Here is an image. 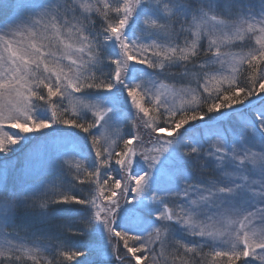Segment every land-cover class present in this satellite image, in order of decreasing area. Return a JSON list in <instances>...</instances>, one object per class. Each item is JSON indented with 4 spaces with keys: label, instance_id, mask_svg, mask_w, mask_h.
I'll list each match as a JSON object with an SVG mask.
<instances>
[{
    "label": "snow or ice",
    "instance_id": "obj_1",
    "mask_svg": "<svg viewBox=\"0 0 264 264\" xmlns=\"http://www.w3.org/2000/svg\"><path fill=\"white\" fill-rule=\"evenodd\" d=\"M0 264H264V0H0Z\"/></svg>",
    "mask_w": 264,
    "mask_h": 264
},
{
    "label": "rangeland",
    "instance_id": "obj_2",
    "mask_svg": "<svg viewBox=\"0 0 264 264\" xmlns=\"http://www.w3.org/2000/svg\"><path fill=\"white\" fill-rule=\"evenodd\" d=\"M13 131H15V130H13Z\"/></svg>",
    "mask_w": 264,
    "mask_h": 264
}]
</instances>
